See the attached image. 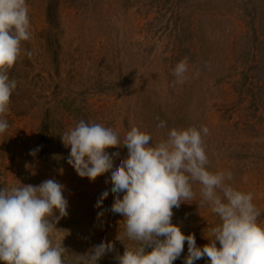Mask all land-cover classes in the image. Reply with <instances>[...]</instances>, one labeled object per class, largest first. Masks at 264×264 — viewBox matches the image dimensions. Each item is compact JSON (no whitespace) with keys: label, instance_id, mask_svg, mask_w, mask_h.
Segmentation results:
<instances>
[{"label":"rangeland","instance_id":"rangeland-1","mask_svg":"<svg viewBox=\"0 0 264 264\" xmlns=\"http://www.w3.org/2000/svg\"><path fill=\"white\" fill-rule=\"evenodd\" d=\"M26 5L30 39L21 42V55L7 70L18 84L2 116L9 127L0 134V188L53 178L65 185L68 215L50 239L68 250L66 261L101 236L115 251L99 264H116L124 247L137 246L125 234L123 217L109 210L110 172L89 181L66 162L70 147L60 137L81 120L101 123L120 138L136 127L151 136V146L165 141L170 129L207 127L208 134L202 133L207 170L231 171L227 182L252 193L264 225V0H26ZM185 58L186 79L177 83L173 69ZM160 121L165 128L157 126ZM37 147V155H29ZM108 150L113 160L127 156L123 144ZM192 187L194 198L173 209L172 223L203 246L220 220L200 206L199 183ZM105 191L101 208L94 207ZM186 254L185 242L182 257ZM174 264H183L182 258ZM196 264H206V258Z\"/></svg>","mask_w":264,"mask_h":264},{"label":"clouds","instance_id":"clouds-1","mask_svg":"<svg viewBox=\"0 0 264 264\" xmlns=\"http://www.w3.org/2000/svg\"><path fill=\"white\" fill-rule=\"evenodd\" d=\"M29 39L26 0H0V134L9 127L2 116L18 84L7 70L21 55V42ZM187 72L185 58L173 69L176 82L183 83ZM157 126L165 128L166 122ZM202 133L208 134L207 127L173 128L165 141L151 146V136L136 127L120 138L101 123L81 120L60 137L70 147L66 162L78 177L94 181L110 172L114 196L109 210L123 217L126 236L137 242L136 247H124L122 254L115 255L116 264H174L181 258L183 264L205 258L206 264H264V225L258 223L261 213L253 195L227 182L231 171L207 170ZM120 144L126 146L127 156L113 160L108 149ZM39 150L29 155L35 157ZM193 182L200 185V206L210 207L220 220L203 246L172 223L173 209L194 198ZM20 185L0 188V264H99L115 251L113 242L101 236L86 252L66 261L68 250L50 239L56 223L68 215L65 185L54 178L36 186ZM106 195L101 193L94 207L101 208ZM185 242L187 254L182 257Z\"/></svg>","mask_w":264,"mask_h":264}]
</instances>
